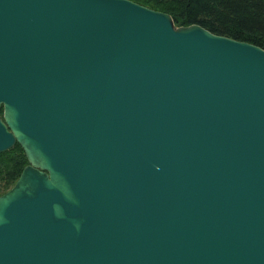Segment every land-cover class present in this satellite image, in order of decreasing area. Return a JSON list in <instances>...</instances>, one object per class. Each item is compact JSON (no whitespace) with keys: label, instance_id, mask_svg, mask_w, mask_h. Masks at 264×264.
I'll return each mask as SVG.
<instances>
[{"label":"water","instance_id":"obj_1","mask_svg":"<svg viewBox=\"0 0 264 264\" xmlns=\"http://www.w3.org/2000/svg\"><path fill=\"white\" fill-rule=\"evenodd\" d=\"M0 264H264V50L131 0H0Z\"/></svg>","mask_w":264,"mask_h":264},{"label":"trees","instance_id":"obj_2","mask_svg":"<svg viewBox=\"0 0 264 264\" xmlns=\"http://www.w3.org/2000/svg\"><path fill=\"white\" fill-rule=\"evenodd\" d=\"M131 1L169 14L177 27L199 25L217 36L264 50V0ZM26 166L28 160L19 144L0 154V196L15 186Z\"/></svg>","mask_w":264,"mask_h":264},{"label":"rangeland","instance_id":"obj_3","mask_svg":"<svg viewBox=\"0 0 264 264\" xmlns=\"http://www.w3.org/2000/svg\"><path fill=\"white\" fill-rule=\"evenodd\" d=\"M11 189H12V188H11ZM11 189H10V190H11Z\"/></svg>","mask_w":264,"mask_h":264}]
</instances>
